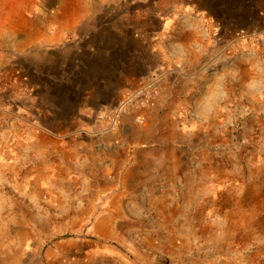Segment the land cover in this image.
<instances>
[{
	"label": "rangeland",
	"instance_id": "obj_1",
	"mask_svg": "<svg viewBox=\"0 0 264 264\" xmlns=\"http://www.w3.org/2000/svg\"><path fill=\"white\" fill-rule=\"evenodd\" d=\"M259 58L264 0H2L0 264H264Z\"/></svg>",
	"mask_w": 264,
	"mask_h": 264
},
{
	"label": "crops",
	"instance_id": "obj_2",
	"mask_svg": "<svg viewBox=\"0 0 264 264\" xmlns=\"http://www.w3.org/2000/svg\"><path fill=\"white\" fill-rule=\"evenodd\" d=\"M51 4V3H50ZM53 5V4H51ZM51 7V6H50ZM51 8H54L53 6ZM56 12H59V9L56 10ZM73 21V22H72ZM84 21V17L83 14L81 13V10H74V12L70 13L69 15H62V14H55V13H50L49 14V19L48 22H50V24H53L54 29L52 30L50 28V24L49 29L50 30H45V31H40L41 35L38 36L39 39L35 40L34 44H37L36 47L34 48H40L39 45H43L42 48H52V47H56V43L61 42L58 46H61L64 44V42H66L65 40L68 37V29L74 28L76 30V28L78 27L79 23H82ZM58 22L56 25L54 23ZM45 43H51L50 45H44ZM57 67H61L62 63H57ZM214 85H210V88H208V95L211 94V92H213V90L211 91V89L213 88ZM207 91L206 89L204 90V96L207 95ZM193 94H195V89L191 91Z\"/></svg>",
	"mask_w": 264,
	"mask_h": 264
},
{
	"label": "trees",
	"instance_id": "obj_3",
	"mask_svg": "<svg viewBox=\"0 0 264 264\" xmlns=\"http://www.w3.org/2000/svg\"><path fill=\"white\" fill-rule=\"evenodd\" d=\"M83 35V34H82ZM80 38H84L87 37L89 35L85 34ZM80 51V48L77 49V52ZM81 52V51H80ZM79 55V53H78ZM76 54V58H75V63L74 64V71L73 73H71V69H73L72 66V61L69 62H63L61 65V67L59 68H53L51 71H49L46 74V77L49 78V80L53 83L56 84V82H59L58 84L60 86H62L65 90L66 89H75V93L76 92H80L81 90H83V81L86 80L85 78H89V75H85L83 74V70L86 69L85 67H83L82 62L79 59V56ZM58 65V64H57ZM92 66L91 67H87L88 71H91ZM56 70V71H54ZM83 78V79H82Z\"/></svg>",
	"mask_w": 264,
	"mask_h": 264
},
{
	"label": "clouds",
	"instance_id": "obj_4",
	"mask_svg": "<svg viewBox=\"0 0 264 264\" xmlns=\"http://www.w3.org/2000/svg\"><path fill=\"white\" fill-rule=\"evenodd\" d=\"M264 62V58H259ZM249 71L253 73L252 77L246 83V89L253 95L264 96V73L257 70V63L253 62L248 65ZM207 105V101L205 102Z\"/></svg>",
	"mask_w": 264,
	"mask_h": 264
},
{
	"label": "built area",
	"instance_id": "obj_5",
	"mask_svg": "<svg viewBox=\"0 0 264 264\" xmlns=\"http://www.w3.org/2000/svg\"><path fill=\"white\" fill-rule=\"evenodd\" d=\"M2 25V0H0V27ZM147 91H150V88L148 86L141 87L139 89L131 90L128 92V101L133 99L134 97H139V95H142L146 93ZM126 99V100H127ZM149 102V99L147 101H142L141 104H147ZM136 120L139 122H145L146 121V115L144 113H140L136 115Z\"/></svg>",
	"mask_w": 264,
	"mask_h": 264
}]
</instances>
